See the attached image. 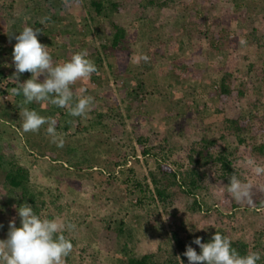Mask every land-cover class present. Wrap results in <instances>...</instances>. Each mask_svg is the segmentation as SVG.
Masks as SVG:
<instances>
[{"label":"rangeland","instance_id":"374dc122","mask_svg":"<svg viewBox=\"0 0 264 264\" xmlns=\"http://www.w3.org/2000/svg\"><path fill=\"white\" fill-rule=\"evenodd\" d=\"M150 1L107 0L97 15L91 0H0V153L5 162L0 169V239H7L11 220L20 226L17 209L24 203L43 217L76 225L64 233L74 245L65 264H127L129 257L145 254H153L157 264H171L179 260L174 232L181 238L209 235L221 213L233 214L238 226L231 239L254 245L264 235V207L246 209L227 195L229 182L219 165L200 168L207 186L198 193L201 211L192 210L194 197L177 186L169 189V203L152 200L147 193L139 204L136 184L151 183L157 161L140 153L135 136L158 134L173 167L189 165L185 148L194 141L218 138L220 149L231 154L237 176L264 192V174L252 171L264 166V153L253 148L264 142V131L256 132L258 124L264 127V0H171L165 6L164 0H154V5ZM113 3L123 10H114ZM52 14L61 22L38 38L53 60L87 50L98 68L73 86L95 98L86 118L70 116L49 101L26 105L57 119L63 147L51 142L47 125L39 132L23 131L24 98L13 93L31 78L25 72L15 79L14 36ZM117 26L126 29L127 37L113 49ZM220 34L212 46V36ZM124 45L126 50L121 49ZM93 48L99 53L91 54ZM227 71L245 85L237 109L252 129L240 145L225 133L216 112L217 86ZM77 123L86 130L78 132ZM66 125H72L68 131ZM5 143L27 169L23 188L6 178L13 161L3 150ZM78 161L90 168H66Z\"/></svg>","mask_w":264,"mask_h":264},{"label":"clouds","instance_id":"9594fccd","mask_svg":"<svg viewBox=\"0 0 264 264\" xmlns=\"http://www.w3.org/2000/svg\"><path fill=\"white\" fill-rule=\"evenodd\" d=\"M47 19L49 18H42L40 23L44 25ZM41 31L40 28L24 26L14 36L17 41L12 53L15 79L19 81L20 75L25 72L31 73V78L20 82L13 89V93H22L24 98L20 106L23 131L39 132L47 125L46 134L51 142L63 147L64 138L56 131L57 119L45 117L26 105L49 101L66 108L70 116L86 118L93 109L95 98L86 95L85 88L74 90L73 86L78 81L88 80L92 74L98 72V68L89 58L87 50L73 53L68 60L55 62L48 46L38 38ZM143 59L147 62L149 58L144 56ZM252 171L257 176L262 175L264 166L256 165ZM229 179L227 195L238 203L251 204L252 181L247 178L240 179L235 171ZM17 211L20 226H17L15 219L11 220L7 239H0V264H65V259L72 253L74 245L64 233L74 231L76 225L66 223L60 218L43 217L29 203L22 204ZM193 243L201 251L198 253L191 244L187 245L184 255L189 264H257L261 259L260 252L251 249L246 254H241L232 246V240L219 231H216L209 242H203L202 237H196Z\"/></svg>","mask_w":264,"mask_h":264},{"label":"trees","instance_id":"16d2710c","mask_svg":"<svg viewBox=\"0 0 264 264\" xmlns=\"http://www.w3.org/2000/svg\"><path fill=\"white\" fill-rule=\"evenodd\" d=\"M171 0H164L161 4L165 6ZM238 1V0H235ZM155 1L151 0L150 4L154 5ZM66 4V3H65ZM107 0H91V5L96 9V14L101 15L106 7ZM159 4V5H160ZM112 7L114 10L119 9L123 10L120 4L113 3ZM68 8L65 7V10ZM47 21L44 25L40 22L35 23V28L42 29L41 32L45 35L52 33V24L56 22H61L60 18L57 16H47ZM70 31L71 30H67ZM225 34L226 30L223 31ZM219 36H212V46H215L214 41L218 39L221 40ZM127 37V32L125 28L117 26L116 33L113 37L112 46L113 49H117ZM210 40V41H211ZM121 49L126 50V46H121ZM217 47V46H216ZM106 48V47H104ZM91 54L99 53L96 48H93L90 52ZM99 61H97V64ZM102 63V62H100ZM192 64V63H191ZM192 67V65H189ZM9 86V84L7 85ZM217 90V99L218 106L216 112L220 114L223 118L224 131L232 136L234 141H237L238 144H243L247 141V136L245 133L252 129V126L249 125L248 120L243 117L241 112L237 109V104L245 95V85L238 83L237 79L233 78L232 73L225 72L221 77L218 83ZM5 93V90L2 91ZM114 110L116 108H113ZM77 131H85L86 127L81 123H77ZM80 125V126H79ZM72 125H66L64 131H68ZM264 131V127L258 124L257 133ZM73 135L75 132L72 133ZM136 143L139 147L140 153L144 157H150L157 161L156 170L150 173L151 183L148 181L143 184L138 182L136 184L139 187L138 201L139 204H143L145 198H147V193L152 200H156L162 203H169L172 200V193L169 192L170 187L177 186L180 187L187 196L194 197V206L193 211H201L203 204L198 200V193L202 189H206L205 184V174L200 170L201 167L208 166L210 164L219 165L222 170L223 176L227 182H230V176L236 172L233 162L230 158L231 154L226 149H220V141L218 138H208L203 137L200 140L194 141L191 145L185 148L187 152V157L189 160V165H176L173 167L168 160H170L171 153L165 152L164 145L158 142V134H150L149 136H144L140 132H136ZM223 137V136H221ZM3 147V150L10 154L12 161L8 164L9 172L6 175L7 180L10 185L19 189L25 187L27 176V169L23 167L16 161V155L6 146ZM253 148L258 151L259 154L264 153V142L259 145H254ZM5 167V162L2 154L0 153V169ZM63 167H65L63 165ZM77 171H83L89 166H84L82 161H78L75 166H67L66 168H72ZM164 173V178H158V173ZM237 174V173H236ZM165 181V182H164ZM32 202H35V197H33ZM246 209H260L264 207V192L253 188V202L251 204L243 202ZM18 205V207H20ZM238 205H234L237 207ZM233 214L221 213L218 215L215 222V228L211 231L209 235L199 236L189 234L185 238H181L177 232H174L173 239L175 241L176 247L179 252V260L177 259L174 263L171 264H189L188 258L184 255L187 245L191 244L197 252L199 253L201 249L198 245L194 244L193 241L196 237H202L203 242H209L211 237L216 233V231L221 232L223 235L228 236L230 239V234L233 230L238 229L236 221L232 219ZM20 220V218H19ZM120 232H123V229H120ZM232 246L235 247L241 254H246L249 249L253 251H258L261 254V259L257 264H264V235H261L254 245H251L249 242L243 241L242 239H231ZM127 264H157L153 254H145L141 257H129L127 259Z\"/></svg>","mask_w":264,"mask_h":264}]
</instances>
